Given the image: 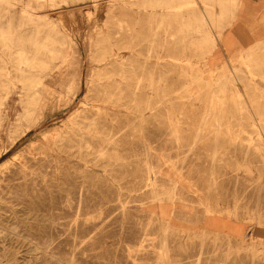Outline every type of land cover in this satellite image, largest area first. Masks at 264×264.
I'll return each instance as SVG.
<instances>
[{"label":"rangeland","instance_id":"obj_1","mask_svg":"<svg viewBox=\"0 0 264 264\" xmlns=\"http://www.w3.org/2000/svg\"><path fill=\"white\" fill-rule=\"evenodd\" d=\"M7 1L0 264H264V42L236 48V30L224 33L233 14L223 12L238 1ZM41 14L80 77L71 68L67 86L53 83L67 100L26 130L15 60L22 42L45 36ZM202 20L211 40L199 46ZM98 35L126 76L99 112Z\"/></svg>","mask_w":264,"mask_h":264},{"label":"bare ground","instance_id":"obj_2","mask_svg":"<svg viewBox=\"0 0 264 264\" xmlns=\"http://www.w3.org/2000/svg\"><path fill=\"white\" fill-rule=\"evenodd\" d=\"M7 1V0H6ZM98 1V0H97ZM166 1L167 0H162ZM189 1V0H188ZM226 1V0H225ZM9 2V1H7ZM44 1H42L43 4ZM46 2V1H45ZM51 2V1H50ZM151 2V1H150ZM180 2V1H179ZM182 2V1H181ZM184 2V1H183ZM219 2V0H218ZM224 2V1H223ZM223 2L220 3L223 4ZM63 3V2H62ZM178 3V1H177ZM2 4V3H1ZM10 4V3H9ZM12 4V3H11ZM46 4V3H45ZM53 4V3H52ZM167 4V3H166ZM19 5V4H18ZM24 5V4H23ZM169 5V4H168ZM41 6V5H40ZM164 6V5H163ZM162 6V7H163ZM171 6V5H170ZM169 6V7H170ZM54 7V6H53ZM161 7V6H160ZM166 7V6H165ZM164 7V8H165ZM168 7V8H169ZM180 7V6H179ZM8 8V4H7ZM181 8V7H180ZM182 9V8H181ZM180 9V11H181ZM49 10V9H48ZM32 13L34 10H31ZM45 11V10H44ZM8 12L7 10L5 13ZM41 12V11H40ZM47 12V11H46ZM179 12V11H178ZM22 13V12H21ZM31 14V12L29 13ZM36 14V13H35ZM198 15V14H197ZM34 16V15H32ZM32 16L25 15L23 16V19L26 20H32ZM39 18V27H44L46 29V34L44 37L39 38V36L34 37L32 40L29 39L27 41L22 42V46L24 48H20V51L18 52L17 58L15 60L16 62V80L21 84V93L22 96H20V107L22 110V113L20 115L19 120L23 119L26 121V130H30L35 127L34 124V115L38 111L45 110L54 100L58 99V102H65L67 100V96H62L57 94V87H52V85H55L53 83H59V88H64L67 86V78L69 75V70L71 68L75 69V76L76 79L79 80L80 77V61L77 60L75 62H72L70 59V56H64L61 55V50L58 48L59 41L56 40L55 34L56 29L53 23L50 19H48L46 16H43L41 14ZM61 18H63L61 16ZM166 19V18H165ZM205 20V19H204ZM202 20V24L198 26V33L201 34V41L200 45H205L208 42H210L209 38V31L207 29V24L205 21ZM200 22V23H201ZM76 23V22H75ZM79 27V26H78ZM21 28V27H20ZM104 28V27H103ZM102 28V29H103ZM19 29V28H18ZM9 30V29H8ZM116 30V28L114 29ZM117 31V30H116ZM211 31V30H210ZM115 32V31H113ZM112 32V33H113ZM119 32V31H118ZM117 32V33H118ZM75 33V32H74ZM116 33V34H117ZM60 34V33H59ZM122 34V32H121ZM120 34V35H121ZM91 35V34H90ZM13 34L11 32H3L0 31V50L5 47V49H11L14 47L15 41L13 39ZM92 38L96 39L95 33H92ZM98 40L101 48L100 52L95 58V62L98 66L102 67V70L98 72L97 77L100 80V90L99 95L97 97L98 104H95L96 106L94 108L97 109V111H109L111 109L117 99H118V89L121 87V85L126 81L125 76V70L124 68H120L118 66H115V60L114 57L116 55L115 50L113 49L112 42L109 39V36L107 35H98ZM221 41V40H220ZM124 42V41H123ZM27 43H30V45L33 47L32 55L28 56L25 45ZM121 43V42H120ZM89 44V43H88ZM129 46V45H128ZM242 46V45H241ZM79 47V46H78ZM249 48V46H248ZM90 51V50H89ZM9 55V54H8ZM5 56L6 52L4 49L0 52V87L2 88L5 86L6 81L9 80V72L7 70V64L5 63ZM82 56V55H81ZM127 56V55H126ZM9 58V57H8ZM91 59V58H90ZM126 60V59H125ZM125 62V61H124ZM90 63V61H89ZM179 63V62H178ZM91 66V65H90ZM123 66V65H122ZM145 68V67H143ZM11 70V68H10ZM15 70V71H16ZM133 70V69H132ZM137 70V69H136ZM144 71V70H143ZM234 74V73H233ZM14 77V76H13ZM260 77V76H259ZM142 78V77H141ZM236 79V78H235ZM90 80V79H89ZM151 80V79H150ZM228 80V79H227ZM226 80V81H227ZM222 81V80H221ZM225 81V82H226ZM220 82V81H219ZM152 83V82H151ZM216 84V83H215ZM218 84V83H217ZM126 85V84H125ZM138 85V84H137ZM139 86V85H138ZM137 87V86H136ZM150 87V86H149ZM213 87V86H212ZM94 88V87H93ZM127 88V87H126ZM128 89V88H127ZM212 89V88H211ZM59 90V89H58ZM138 90V89H137ZM264 90V89H263ZM182 91V90H181ZM8 92V91H7ZM94 92V91H93ZM163 92V91H162ZM211 92V91H210ZM4 93V92H3ZM20 93V94H21ZM69 93H71L72 96H75L77 93V88L70 87ZM136 93V92H135ZM180 93V92H179ZM221 94V92L219 91ZM218 93V94H219ZM223 94V92H222ZM8 95V94H7ZM6 95V98H7ZM97 95V93H96ZM121 95V94H120ZM162 95V94H161ZM4 96V95H3ZM147 96V95H146ZM212 97V95L210 94ZM215 96V95H214ZM151 97V95H150ZM129 98V97H128ZM147 99V98H146ZM217 100V99H216ZM72 101V100H71ZM83 101V100H82ZM134 102V101H133ZM82 103V102H81ZM84 103V102H83ZM133 104V103H132ZM140 105V104H139ZM146 105V104H145ZM82 106V104H81ZM80 108V107H79ZM148 108V107H147ZM79 111V110H78ZM5 113V112H4ZM3 113V114H4ZM76 114V112H75ZM74 114V115H75ZM112 116V115H111ZM19 117V116H18ZM73 117V116H72ZM113 117V116H112ZM120 117V116H119ZM37 119V118H36ZM78 119V118H77ZM138 119V118H137ZM69 120V119H68ZM117 120V119H116ZM122 120V119H121ZM19 122V121H18ZM118 122V121H117ZM19 124V123H18ZM259 124V123H258ZM89 127L93 125L92 123H89ZM87 125V126H88ZM218 125V124H217ZM21 126V124H20ZM86 125H84L83 128H78L75 131L74 134L77 135L80 138H83V132L84 129L87 128ZM18 127V126H17ZM219 128V127H218ZM257 128V126H256ZM116 129V128H115ZM258 129V128H257ZM259 131V129H258ZM36 140V139H35ZM92 140V139H91ZM113 140V139H112ZM61 142V141H60ZM91 142V141H90ZM101 142V141H100ZM196 142V141H195ZM217 142V140H216ZM44 143V142H43ZM47 143V142H46ZM83 143V139H80L78 144L80 145ZM92 143V142H91ZM86 144V143H85ZM88 144V143H87ZM94 144V143H93ZM111 144V143H110ZM51 145V144H50ZM104 145V144H103ZM102 145V146H103ZM42 146V145H41ZM44 146V145H43ZM47 146V145H46ZM109 146V145H108ZM98 147V146H97ZM99 148V147H98ZM89 149V148H87ZM107 150V149H105ZM78 152V151H77ZM80 152V151H79ZM105 152V151H104ZM191 152V151H190ZM103 154V153H102ZM101 154V155H102ZM98 155V154H97ZM100 155V156H101ZM216 155V154H215ZM17 158V157H16ZM96 161V160H95ZM94 161V162H95ZM15 164V161L14 163ZM20 164V163H19ZM13 166V165H12ZM11 169V168H10ZM8 170V169H7ZM14 172V171H13ZM19 172V171H17ZM15 172V173H17ZM19 174V173H18ZM21 174V173H20ZM13 175V174H12ZM15 175V174H14ZM17 177V176H16ZM7 179V178H6ZM9 179V178H8ZM7 179V180H8ZM150 181V179H149ZM153 182V181H152ZM155 182V181H154ZM153 182V183H154ZM156 186V185H155ZM175 186V185H174ZM177 186V185H176ZM8 187V186H7ZM10 187V186H9ZM150 187V186H149ZM1 188V187H0ZM12 189V188H11ZM152 190V189H151ZM2 189H0V192ZM8 191V190H7ZM154 191V189H153ZM152 192V191H151ZM156 192V191H155ZM154 192V194H155ZM175 192V191H174ZM1 194V193H0ZM153 196V194H152ZM152 199V198H151ZM155 199V198H154ZM153 201V200H151ZM159 201V200H158ZM174 201V199H173ZM161 204V203H160ZM164 204V203H163ZM166 204V203H165ZM1 202H0V209H1ZM149 205V204H148ZM174 206V205H173ZM208 206V205H207ZM4 207V206H3ZM8 208V207H7ZM11 208V207H10ZM153 208V207H151ZM209 208V207H207ZM4 209V208H3ZM160 209V208H159ZM158 209V210H159ZM5 210V209H4ZM13 210V209H12ZM11 210V211H12ZM149 210V209H148ZM152 210V209H151ZM157 210V211H158ZM174 210V209H173ZM208 210V209H207ZM2 211V210H1ZM10 211V210H9ZM8 211V212H9ZM146 211V210H145ZM153 211V210H152ZM172 211V210H171ZM12 213V212H11ZM152 213V212H151ZM7 214V213H6ZM13 214V213H12ZM156 214V213H155ZM231 214V213H230ZM208 215V214H207ZM175 216V215H174ZM221 217V216H220ZM7 218V217H6ZM171 218V217H170ZM11 219V218H10ZM209 219V218H208ZM5 220V219H4ZM171 220V219H170ZM210 220V219H209ZM174 221V220H173ZM237 221V220H236ZM7 223V222H6ZM176 223H179L176 221ZM3 224V223H2ZM10 224V223H9ZM15 225V224H14ZM167 226V224H166ZM186 227V226H185ZM184 228V227H183ZM229 228V227H228ZM236 228V227H235ZM0 226V230H3ZM230 229V228H229ZM237 230V229H236ZM7 231V230H6ZM5 231V232H6ZM217 231V230H216ZM230 231V230H229ZM226 232V231H225ZM229 233V232H228ZM227 234V233H225ZM233 234V233H232ZM230 238V237H229ZM163 251V250H162ZM161 251V253H162Z\"/></svg>","mask_w":264,"mask_h":264},{"label":"crops","instance_id":"obj_3","mask_svg":"<svg viewBox=\"0 0 264 264\" xmlns=\"http://www.w3.org/2000/svg\"><path fill=\"white\" fill-rule=\"evenodd\" d=\"M237 1L239 4L236 10L231 6H227L225 12H223L233 14L227 21L230 25H225L224 33L236 30L234 33L236 48L242 44L264 42V0ZM227 5H230V3Z\"/></svg>","mask_w":264,"mask_h":264}]
</instances>
